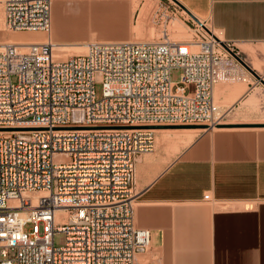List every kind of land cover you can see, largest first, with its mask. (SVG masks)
<instances>
[{
    "label": "built area",
    "instance_id": "1",
    "mask_svg": "<svg viewBox=\"0 0 264 264\" xmlns=\"http://www.w3.org/2000/svg\"><path fill=\"white\" fill-rule=\"evenodd\" d=\"M3 4L9 30L51 32L53 0ZM184 12V40L166 26L64 59L49 39L0 45V264H138L152 236L135 219L138 156L158 126L220 125L232 106L215 86L255 77L210 18Z\"/></svg>",
    "mask_w": 264,
    "mask_h": 264
},
{
    "label": "crops",
    "instance_id": "2",
    "mask_svg": "<svg viewBox=\"0 0 264 264\" xmlns=\"http://www.w3.org/2000/svg\"><path fill=\"white\" fill-rule=\"evenodd\" d=\"M177 1L210 18L264 76L250 50H262L264 0ZM262 80L218 88L219 100L232 106L228 115L251 114L245 104ZM234 122L199 133L157 130L154 149L138 156L135 219L152 233V249L138 253V264H149L142 259L154 251L163 264H264V124H238L264 121Z\"/></svg>",
    "mask_w": 264,
    "mask_h": 264
},
{
    "label": "rangeland",
    "instance_id": "3",
    "mask_svg": "<svg viewBox=\"0 0 264 264\" xmlns=\"http://www.w3.org/2000/svg\"><path fill=\"white\" fill-rule=\"evenodd\" d=\"M90 1L91 0H53L52 30L50 33H47V32H44V33L47 36L48 34L54 33L55 39L53 40V42L54 43L58 42V43H63V44L64 43L69 44L72 42L75 43V42H81V41H86L88 43L89 41H92V40H110V38H113L114 36L118 34L119 36H122V38L126 39V41H132L133 38L135 37L142 38V39H148V38L156 39L160 35L161 30L166 26L170 30L172 38L175 40H184V39L189 38L191 35L190 27L188 26L187 23L183 21V16L187 17L186 13L184 12L185 8L182 7L175 0H120V1H123L125 5L127 6L125 10L126 21H125V27L123 28V30L116 34L115 33H111V34L110 33H107V34L100 33L102 30L91 28L86 32V34L76 37L75 35L70 34L71 28H70L69 22L59 26L58 21H57V14H56L57 4L62 5L64 10H67V11L69 10L68 13L73 14L76 12L75 16L77 17L75 18H79L80 16L78 17V15H81L82 9L87 8L90 11L93 10L92 9L93 7ZM107 1H113V0H107ZM3 2L4 0H0V45L5 44V43H11V37L13 33L21 32V31L9 30L7 28L6 23H5ZM147 6L149 8H147ZM159 7L161 9H160V16L158 17V23H154L153 22V12L156 8H159ZM73 8L74 10L72 11ZM143 10H146V11L143 12ZM167 16L169 17L171 16V21L168 24L164 20V18H166ZM77 50L78 48H75V46L74 47L68 46L67 48H63L61 51L55 49L54 47V55L63 54L64 56L68 54L67 56H69L72 54H77ZM250 50L253 51L254 54H256V51L253 47H250ZM245 55L248 58V55L247 54ZM257 57L262 63V70H264V58L259 57V56ZM241 81L243 82L244 80H241ZM237 83L238 82L219 83L216 88V100L223 105L224 104L229 105L230 101L219 100L218 88L219 87H229ZM250 96H252L249 98L250 99L249 101L251 102L247 101L245 106L248 107V110L251 114L238 115L236 113H230L224 118L225 124L221 125L220 127H227L226 124L237 123L234 121H240V120L242 121H246V120L247 121H264V80L260 82V86L258 88H255L251 91ZM164 126H169V125H164ZM200 131H197L195 133H199ZM29 227L30 225L27 226V228ZM61 236L62 234H56L57 243L61 241ZM150 246L148 250L152 249V247ZM162 257H163L162 253L154 251V252H150L149 255L145 256L142 259V261L149 262V264H163Z\"/></svg>",
    "mask_w": 264,
    "mask_h": 264
},
{
    "label": "bare ground",
    "instance_id": "4",
    "mask_svg": "<svg viewBox=\"0 0 264 264\" xmlns=\"http://www.w3.org/2000/svg\"><path fill=\"white\" fill-rule=\"evenodd\" d=\"M92 4V11L88 10L87 8L82 9L81 15H78L79 18H75V13H68L67 10H64L62 5L57 4V21L59 26L62 24H65L69 22L70 25V34L75 35L76 37L86 34V32L93 28L102 30L100 33H119L123 30L125 27V21H126V15L125 10L127 6L123 1L120 0H113V1H107V0H91ZM134 2V1H133ZM149 3V2H148ZM83 4V3H82ZM137 4V3H135ZM134 4V5H135ZM71 5V4H70ZM71 7V6H70ZM135 7V6H134ZM144 7V6H142ZM69 8V7H68ZM147 8H149L147 6ZM145 9V8H144ZM74 8L72 9V11ZM148 10V9H146ZM146 10H143L146 11ZM127 14V13H126ZM52 20H53V14H52ZM105 36V35H104ZM115 37V38H114ZM113 38H110V40H116V41H126V39L122 38V36L116 35ZM140 37V36H139ZM53 40L55 39L54 33L48 34V36L44 32L40 31H21L19 33H13L11 37V43L15 44H29V43H38V42H44L47 40ZM108 39V38H107ZM153 38L148 39H142V38H133L132 41L138 40V41H147ZM9 40V39H7ZM34 40V41H32ZM36 40V41H35ZM54 43V42H53ZM69 43V42H68ZM3 45V44H1ZM75 48H78L77 53H84L86 52L85 48L87 46L86 41L81 42H75V43H69V44H63V43H54L55 49L61 51L63 48H67L68 46H72ZM57 52V51H56ZM60 54V53H59ZM68 54L64 55H58L55 54L57 59H64L67 57ZM55 57V58H56ZM258 58L256 57L254 59L255 65L260 66L261 61H257ZM225 122H221L220 125H214L213 130L222 128L221 125H224ZM226 126H232L226 125ZM174 130V131H187V132H197L202 130V127L196 126V125H187V126H158L157 130ZM156 130V131H157ZM137 206V202H136ZM149 248V247H148ZM147 248V250H148ZM146 250V251H147ZM140 254V253H139Z\"/></svg>",
    "mask_w": 264,
    "mask_h": 264
},
{
    "label": "water",
    "instance_id": "5",
    "mask_svg": "<svg viewBox=\"0 0 264 264\" xmlns=\"http://www.w3.org/2000/svg\"><path fill=\"white\" fill-rule=\"evenodd\" d=\"M177 1V0H175ZM178 2V1H177ZM179 3V2H178ZM182 7H184L185 9H187L185 6H183L182 4H180ZM188 10V9H187ZM189 11V10H188ZM248 68L251 70V72L257 77V78H261L260 75L251 68V66H248ZM240 125H263L264 123H238ZM226 125H231V123L226 124ZM169 126H187V125H169ZM189 126V125H188Z\"/></svg>",
    "mask_w": 264,
    "mask_h": 264
}]
</instances>
